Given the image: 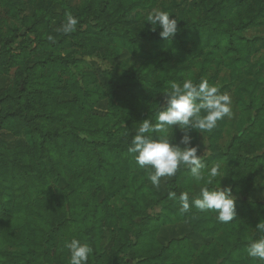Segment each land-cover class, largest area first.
I'll return each mask as SVG.
<instances>
[{"label":"rangeland","instance_id":"obj_1","mask_svg":"<svg viewBox=\"0 0 264 264\" xmlns=\"http://www.w3.org/2000/svg\"><path fill=\"white\" fill-rule=\"evenodd\" d=\"M154 9L177 17L171 41L145 22ZM202 78L232 98L231 118L190 133L203 171L221 165L209 189L237 198L229 223L181 214L168 192L191 202L203 183L181 167L154 187L127 151L172 82ZM261 219L264 0H0V264H69L73 238L88 264H264L246 252Z\"/></svg>","mask_w":264,"mask_h":264},{"label":"clouds","instance_id":"obj_2","mask_svg":"<svg viewBox=\"0 0 264 264\" xmlns=\"http://www.w3.org/2000/svg\"><path fill=\"white\" fill-rule=\"evenodd\" d=\"M66 20L58 32L69 35L77 30L78 18L71 13H65ZM167 11L154 9L150 12L145 22L151 25L150 30L156 32L160 29L159 36L171 41L180 31L178 19ZM53 40L52 36L48 37ZM161 107L156 115V123L145 119L139 123L135 130L128 153L133 154L135 163L146 170L148 180L154 187H159L161 178L175 176L177 171L184 167L188 170L192 180L203 183L200 195L190 202V193L182 191L177 195L175 191L168 192V199L178 202L181 214L195 207L201 212H216V219L220 223L233 221L236 213V196L230 186L221 187L225 178L220 164L211 166L207 173L203 163V152L198 155L200 148L193 146L191 132H211L217 122L224 117H232V98L227 92L220 93L217 86L210 85L207 79L202 78L196 84L191 79L182 83L172 82L170 89H165L162 94ZM176 127L181 132L178 143H172L167 138L156 137L153 133L166 132L168 128ZM183 146V147H182ZM222 177L220 187L210 190L209 185L217 177ZM255 230L260 234L259 239L251 241L247 248V256L252 259L264 261V219H261ZM69 250V264H88L93 249L87 243H81L73 238L65 242Z\"/></svg>","mask_w":264,"mask_h":264},{"label":"trees","instance_id":"obj_3","mask_svg":"<svg viewBox=\"0 0 264 264\" xmlns=\"http://www.w3.org/2000/svg\"><path fill=\"white\" fill-rule=\"evenodd\" d=\"M236 2H237V1H236ZM16 168H18V167L14 165V167H13V169H12V170H14V169H16ZM24 168H25V167H24ZM24 168H22V167L20 166V168H19V169H20L22 172H24V173H25V169H24Z\"/></svg>","mask_w":264,"mask_h":264}]
</instances>
